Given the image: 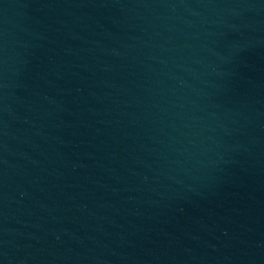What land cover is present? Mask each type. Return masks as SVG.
I'll list each match as a JSON object with an SVG mask.
<instances>
[{"label": "water", "instance_id": "1", "mask_svg": "<svg viewBox=\"0 0 264 264\" xmlns=\"http://www.w3.org/2000/svg\"><path fill=\"white\" fill-rule=\"evenodd\" d=\"M0 264H264V0H0Z\"/></svg>", "mask_w": 264, "mask_h": 264}]
</instances>
